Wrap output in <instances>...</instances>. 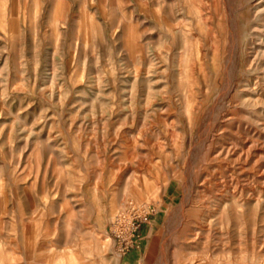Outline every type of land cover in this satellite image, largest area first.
<instances>
[{"label":"rangeland","instance_id":"rangeland-1","mask_svg":"<svg viewBox=\"0 0 264 264\" xmlns=\"http://www.w3.org/2000/svg\"><path fill=\"white\" fill-rule=\"evenodd\" d=\"M158 202L146 264H264V0H0V264Z\"/></svg>","mask_w":264,"mask_h":264},{"label":"built area","instance_id":"built-area-1","mask_svg":"<svg viewBox=\"0 0 264 264\" xmlns=\"http://www.w3.org/2000/svg\"><path fill=\"white\" fill-rule=\"evenodd\" d=\"M149 214L150 212L142 214L138 209H131L114 215L108 233L119 255L141 250L146 238L142 228L149 223Z\"/></svg>","mask_w":264,"mask_h":264},{"label":"crops","instance_id":"crops-1","mask_svg":"<svg viewBox=\"0 0 264 264\" xmlns=\"http://www.w3.org/2000/svg\"><path fill=\"white\" fill-rule=\"evenodd\" d=\"M163 203L158 202V206L155 205L149 214V223L144 224L142 231L145 234H148L149 237L146 240L144 246L139 251H131L127 255L121 256L120 263L121 264H146V262L151 260L152 255V247L158 244V240L160 237V225L163 222V217L165 210L163 209ZM113 253H116L115 246L112 247Z\"/></svg>","mask_w":264,"mask_h":264},{"label":"bare ground","instance_id":"bare-ground-1","mask_svg":"<svg viewBox=\"0 0 264 264\" xmlns=\"http://www.w3.org/2000/svg\"><path fill=\"white\" fill-rule=\"evenodd\" d=\"M230 87H231V85H230ZM230 87H229V88H230Z\"/></svg>","mask_w":264,"mask_h":264}]
</instances>
